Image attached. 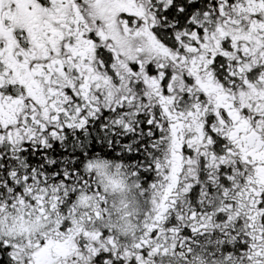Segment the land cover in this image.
I'll list each match as a JSON object with an SVG mask.
<instances>
[{"label":"snow or ice","instance_id":"6c2138e0","mask_svg":"<svg viewBox=\"0 0 264 264\" xmlns=\"http://www.w3.org/2000/svg\"><path fill=\"white\" fill-rule=\"evenodd\" d=\"M0 264H264V0H0Z\"/></svg>","mask_w":264,"mask_h":264}]
</instances>
